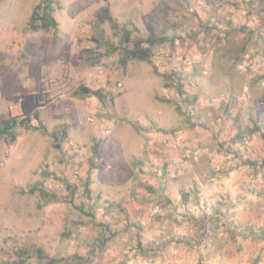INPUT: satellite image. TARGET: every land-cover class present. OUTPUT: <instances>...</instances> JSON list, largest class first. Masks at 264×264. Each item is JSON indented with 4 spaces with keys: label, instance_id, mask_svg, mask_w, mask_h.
<instances>
[{
    "label": "rangeland",
    "instance_id": "1",
    "mask_svg": "<svg viewBox=\"0 0 264 264\" xmlns=\"http://www.w3.org/2000/svg\"><path fill=\"white\" fill-rule=\"evenodd\" d=\"M52 1L0 0V264H264V0Z\"/></svg>",
    "mask_w": 264,
    "mask_h": 264
},
{
    "label": "trees",
    "instance_id": "2",
    "mask_svg": "<svg viewBox=\"0 0 264 264\" xmlns=\"http://www.w3.org/2000/svg\"><path fill=\"white\" fill-rule=\"evenodd\" d=\"M106 3L110 2V0H105ZM52 0H40L39 4L36 6L33 16L30 20V28L32 30H48L50 28H56L58 26L55 18L52 15L53 9H52ZM86 7V4H84L83 0H78L76 3L77 11H81ZM98 17L100 22H110L113 25H117L116 20L111 14L109 6H105L100 10L98 13ZM145 27L149 33V37L145 39H136L134 41L131 40V32L125 33V40L127 43L132 45V48H126L125 49V58L123 60V63L126 64L128 61H138V62H151L152 61V45L156 43H162L166 41L165 36H160V34L157 31V26L154 24L153 20L148 17L143 18ZM37 23V24H35ZM246 30V28L236 29L235 32H242ZM230 35V32L228 33ZM146 44L148 46H146ZM83 91L88 96H95L99 99H102L103 94L100 91H92L87 88H82ZM24 113H26V110L24 109ZM33 127L31 118H24L20 119L16 116H10L7 119H0V140L5 141L7 144L15 143L19 136V129L25 128L29 129ZM258 128L255 130L257 131ZM255 131V132H256ZM58 141L57 148H61V143ZM78 174V171L75 172ZM74 187V186H73ZM31 192H35V189H32ZM87 192H89L87 190ZM90 193V192H89ZM37 256L40 258L43 257V251L41 248L35 247V252ZM33 256V251H30V248L27 250H21L19 254H17V257L19 259V264H24L26 260L31 258Z\"/></svg>",
    "mask_w": 264,
    "mask_h": 264
},
{
    "label": "built area",
    "instance_id": "3",
    "mask_svg": "<svg viewBox=\"0 0 264 264\" xmlns=\"http://www.w3.org/2000/svg\"><path fill=\"white\" fill-rule=\"evenodd\" d=\"M72 144H73V143H71V145H72ZM165 145H166L165 147H168V146H169L168 143H166V142H165ZM72 146H73V145H72ZM172 163H173V164H177V160L174 159V160L172 161Z\"/></svg>",
    "mask_w": 264,
    "mask_h": 264
}]
</instances>
